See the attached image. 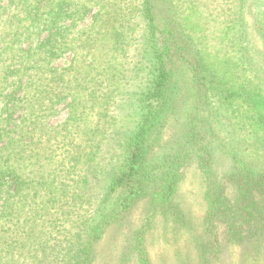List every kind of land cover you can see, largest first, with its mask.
Returning <instances> with one entry per match:
<instances>
[{
    "label": "rangeland",
    "instance_id": "1",
    "mask_svg": "<svg viewBox=\"0 0 264 264\" xmlns=\"http://www.w3.org/2000/svg\"><path fill=\"white\" fill-rule=\"evenodd\" d=\"M70 1L86 4L87 11L68 34L69 45L85 38L84 32L90 34V28L95 30L93 14L97 12V6L116 7L121 14L131 17L130 25L123 33L125 42L122 40L127 53L119 60L124 77L119 78L115 85L106 83L111 89L98 94L95 99L88 95L96 91L98 84H103L100 81H104L103 76H98V65L92 67L90 78L80 77L81 91L73 83L62 90L60 85L53 83L54 89L61 94H39L42 98L38 104L39 118L31 119L36 120L37 127L33 137V125L18 123L25 108L11 116V121L14 119L18 125L16 130L11 121H6L8 113L0 114V148L6 146L11 138L22 139L24 134V143H20L17 157H21L19 170L25 180L21 195L14 199L17 204L21 203L19 200L23 201L21 207H15L14 211L0 217V264H71L69 246L76 228H79L76 220L90 215L97 207L110 178L122 167L121 143L137 123L124 99L129 93L139 90L148 78L147 63L140 51L144 32L139 12L142 0ZM15 2L0 0V38L10 28L6 19L24 13L17 9L22 5ZM171 2L181 20L189 18L190 24L187 26L184 22V26L195 35L196 43L214 75L211 98L217 106L220 122L214 124L213 131L220 135L208 141L210 147L207 151L212 154L209 172L205 173L200 164L204 158L200 155L205 151H198L197 157L183 159L187 165L181 169V179L172 202L159 206L148 198L139 197L128 212L118 216L116 222L106 228L103 237L94 242L91 264H254V257L264 256V223L259 225L257 222L261 221V214L264 219V187H251L261 174L252 173L250 177L246 175L243 178L247 182L251 178L254 180L246 190L249 199L256 202L254 213H259L254 222L260 228H256L254 223L252 227L243 224L235 201L239 194L235 184L236 173L232 171L235 164L239 165L234 158L249 163V167L261 170L259 172L264 170V128L258 129L254 125L244 99L245 92L257 93L259 89L264 94V30L254 28L253 12L246 9L244 16L236 13L239 0ZM114 14L112 11L111 15ZM239 17L246 18L247 28H244L243 21L233 28ZM70 24V18L60 22L61 26ZM47 36L46 31L40 40ZM10 38L6 35L0 42V48L7 47ZM29 44L30 40L24 36L16 47L26 50ZM73 59H77L79 64L81 59L84 62L81 55L75 56L71 50L61 53L50 66L42 68L44 79L47 80L52 69L61 73L57 79L61 77L65 82L70 81L75 73L71 67ZM47 84L45 81L42 87ZM8 91L11 88L4 93ZM16 95L22 97L23 91ZM79 102L82 105L73 107ZM23 103L25 106L26 101ZM3 105L0 94V109ZM74 108L78 111L72 112ZM65 122L69 124L65 126ZM86 133L92 134L93 139L99 142V150L84 144ZM171 134L168 128H162L152 136L156 141L151 153L155 159L151 176L162 173L159 171L163 168L162 163L157 159L164 157L165 148L172 150L167 147ZM91 149L95 155L90 161L87 154ZM11 152V148L4 152L1 166L6 164L4 160L10 157ZM13 160L11 158L10 162ZM38 181L46 184L39 187ZM14 185L11 183V188ZM49 187L71 196L70 201L62 197L67 201L63 205L64 210L71 214L68 221L66 217L56 215L61 211L42 209L49 206V198H58L45 195L51 190ZM213 199L220 211L209 224Z\"/></svg>",
    "mask_w": 264,
    "mask_h": 264
},
{
    "label": "trees",
    "instance_id": "2",
    "mask_svg": "<svg viewBox=\"0 0 264 264\" xmlns=\"http://www.w3.org/2000/svg\"><path fill=\"white\" fill-rule=\"evenodd\" d=\"M11 2L14 3L15 0ZM15 3L22 5L16 7L24 13L22 16L7 18L5 21L8 28L10 27L6 35L11 38L6 43L7 47L0 48V94L4 103L0 114L8 113L6 121L10 123L12 114L18 110L23 111L25 108L18 123L33 125L31 131L33 137L37 127L36 120L31 119L39 118L38 104L42 100L39 94H61L54 89L53 83L56 82V86L60 85L61 90L73 83V86L76 89L80 87L78 91H81L83 87L80 77L90 78L93 72L92 67L98 65L100 70L98 76H103L104 81H100L103 84H98L96 91L88 95L89 98L95 99L98 94H104L106 90L111 89L106 83L115 85L119 78L124 77L121 70L123 65L119 64V60L123 59L127 53L123 43V33L125 28L129 27L131 17L124 16L116 7L97 6L98 10L93 14L95 30L93 31V27L90 28V34L84 32L85 38L69 45L67 36L83 13H86V4L70 0H20ZM173 9L175 8L171 0H142L139 12L144 32L140 51L147 63L148 78L139 90L129 93L124 99L128 111L135 116L137 123L129 137L121 143L124 157L122 167L110 178L106 192L97 207L90 215L76 220L79 222V228H76L77 232L73 234L69 246L71 264H91L93 259L91 248L94 242L103 237L106 228L115 223L118 216L128 212L139 197L148 198L159 206L170 204L177 193L181 169L187 165L183 159L197 157L198 151H205L203 155H200L204 157L200 164L202 163L205 173L209 172L212 154L207 151L210 147L208 141L220 135L213 131L214 124L220 122L217 106L211 98L214 75L211 74L209 65L196 43L195 35L184 26V22L186 25L190 24L189 18L181 20ZM246 9L254 13V28L263 31L264 0H239L236 13L244 16ZM112 11L115 12L114 15H111ZM104 17H106L105 20H103ZM68 18L71 19V24L61 26L60 22ZM242 21L244 28L249 26L246 18L239 17V20H235L233 28H237L238 23L241 24ZM46 31L48 36L41 41V34ZM242 35L245 36L243 33ZM5 36L0 38V42L4 41ZM24 36L30 40L26 50L16 47ZM246 38L248 40L249 34ZM37 40L38 44L35 45ZM66 50H71L75 56L81 55L84 58V62L81 59L80 64L76 62L77 59H73L71 67L75 69L74 77L65 82L61 77L57 79L61 73L50 69L49 77L47 80L44 79L42 68L50 66L52 60ZM45 81L48 84L42 87ZM8 88H11V91L4 93ZM19 91H23L22 97H17L16 94ZM244 94L254 125L258 129L264 128V94L259 89L257 93L245 92ZM24 101H26L25 106H23ZM80 105L82 102L74 104L73 107ZM77 111L76 108L72 110V112ZM68 122L64 123L65 126L69 124ZM11 123L16 130L18 125L14 119ZM162 128H168L172 133L171 140L167 141V147L172 150L165 148L164 157L157 159L161 161L163 167L159 169L162 171L160 176L158 174L151 176V168H154L152 166L155 161L151 153L156 141L152 139V136L158 134ZM13 132L11 130V133ZM23 135L22 139L11 138L6 146L0 148V161L4 159V152L9 148L12 149L10 157L4 160L6 164L0 165L1 218L8 215L9 211H14L15 207H21L23 203L22 200H19L20 204L14 201L21 195L22 184L25 182L19 170L21 157L19 159L17 157L20 143H24ZM85 136L84 144L99 150L100 144L93 139L92 134L86 133ZM94 152L91 149L87 154L90 161L93 160L91 157L95 155ZM11 158L14 159L13 162H10ZM234 161L239 164H235L232 171L236 173L235 184L239 193L235 198L236 206L243 224L249 227L255 224L256 228H260L254 222L255 216L259 215L253 211L256 210L254 208L256 202L249 199L246 190L247 185L254 180L251 178L247 182L243 178L246 175L250 177L252 173L261 174L255 181V185L251 186L260 189L264 187V170L259 172L261 170L251 168L248 166L249 163L239 161L237 158H234ZM11 183H15L12 188ZM45 184L43 181H38L39 187ZM49 188L51 190L49 193L45 192V195H54L58 198L54 200L49 198L50 204L52 201L53 205L49 204L50 207H42V209L61 211V214L56 215L58 217L62 215L68 221L71 214L69 210H64L63 205L71 200V196L66 192ZM11 189L14 190L13 193ZM262 194L264 197V190ZM62 197H66L67 201ZM251 205H253L252 208H250ZM211 209L208 216L209 224L216 212L220 211L214 199L211 202ZM229 212L234 215L232 210ZM45 214L47 212L41 215ZM260 217L261 221L257 222L262 225L263 215L261 214ZM143 258L146 259L144 256ZM253 262L264 264V256L254 257Z\"/></svg>",
    "mask_w": 264,
    "mask_h": 264
}]
</instances>
